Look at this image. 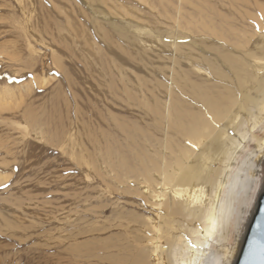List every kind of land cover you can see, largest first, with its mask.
<instances>
[{"label": "bare ground", "instance_id": "bare-ground-1", "mask_svg": "<svg viewBox=\"0 0 264 264\" xmlns=\"http://www.w3.org/2000/svg\"><path fill=\"white\" fill-rule=\"evenodd\" d=\"M75 1L90 19L100 44L98 54L90 58V66L78 70L88 87L72 75L55 51L49 50L50 55L35 52L38 46L58 50L62 45L64 52L72 55L67 44L72 33L71 20L63 8L52 5V10H45L39 0L30 4L20 0L21 10L30 16H24L21 21L0 17V39H6L0 44V64L10 72L9 76L4 75V68L0 82L21 84L28 78L21 75L35 71L45 76L37 88L44 91L51 87L48 95H31L34 88H28L26 95L17 98L7 91L0 97V126L6 134V141L0 145L3 155L11 163L16 160L27 163L29 168L19 166L22 172L30 168L33 169L29 172L37 168L40 171L41 167L36 166L39 158L46 157L50 148H59L76 164L78 172L92 174L96 183H102L105 188L138 184L139 197L149 206L153 218L134 231L137 243L135 249L132 247L134 254L132 257L118 254L117 262L121 264L129 258L131 264H233L264 183V0H194V3L182 0L183 16H187L183 21L189 36L171 38L169 48L173 57L168 59L180 69L167 68L165 83L154 74H148L144 81L139 79L130 67L133 56L119 44L122 30L142 41L153 36L149 28L135 27L132 22L104 10V0ZM189 10L199 22L190 19ZM81 30L79 26L77 33L73 32L76 41H81ZM130 43V38L124 39L125 46ZM54 69L59 73L56 86L55 77L46 75ZM95 72L101 74L100 83L91 90L90 76ZM137 120L142 126L137 125ZM151 127L153 132L149 131ZM11 132L19 138H13ZM251 141L255 150L248 154L247 163H259L261 182L242 233L230 247L233 211L228 213L224 224V197L237 181L228 183L236 155ZM155 146L157 150L152 153ZM124 151H131L130 160L120 155ZM253 171L252 168L248 171L250 176ZM22 172L18 170L20 175L16 177L20 182L25 179ZM34 176L28 177L27 182L32 183ZM4 180L6 177L0 174V181ZM89 188L88 192L93 187ZM21 189L14 199L5 196L8 199L4 202L13 209H20L21 203L35 204L42 198L31 188L32 193ZM67 197H71L68 202L74 201L77 206V200L85 198L75 199L74 194ZM80 205L84 207L81 201ZM182 218L188 219L187 224L195 223L194 227L186 226L182 230L190 240L185 235L173 237L181 229ZM171 240L180 244L170 254L162 243Z\"/></svg>", "mask_w": 264, "mask_h": 264}, {"label": "rangeland", "instance_id": "rangeland-1", "mask_svg": "<svg viewBox=\"0 0 264 264\" xmlns=\"http://www.w3.org/2000/svg\"><path fill=\"white\" fill-rule=\"evenodd\" d=\"M21 1L30 4L31 1L34 3L36 0ZM39 1L45 10H50L51 6L54 5L55 7L63 8V13L70 16L69 20H71L70 27L72 29V33L68 37L67 44L72 49V55H67L64 52L66 49L64 50L62 45L61 47L59 46L60 48L58 50H52L44 46H38L35 48V52H39V55H50V51H55V54L59 56L57 57L62 59L63 64L67 66L72 75L77 80L81 81V84H83L85 87H88L87 85L89 84H87V82L79 76L78 70L79 68L90 66V58H93L98 54V48L100 46L98 43V37L93 32L90 19L84 16V11L78 9V3L75 0ZM192 2L194 3V0H192ZM102 8L119 18H123L132 22L135 27L145 26L152 31L153 36L149 37V40L147 39L141 41L139 40L140 38L135 39L127 30H122L121 40L120 38L118 39L119 44L125 47L127 52L133 56L134 62L132 63L133 65L130 64V67L132 72L136 73L139 79L144 81L148 74H154L157 78L162 79L163 83H165L163 79L164 76H168V73L165 71L167 68L174 70L180 69V66L173 65L172 61H170L168 58L173 57V55L170 54L169 48V43L172 42L171 38L189 36L187 35L188 31L185 29V23L183 21V19H185L187 16H183L185 6L182 0H104ZM189 11L192 15L190 16V19L199 22L198 17L194 15V12L191 10ZM24 13H26V11L23 12L21 10L20 0H0V17L6 16L9 19L12 18L13 20L21 21L24 19V16H30V14ZM62 26H64V21ZM79 26L82 28L80 33L82 34L80 35L81 41H76L77 37L74 36L73 32L77 33L76 30H78ZM125 38L131 39L129 46L124 45ZM4 41H6V39H0V44ZM147 41L149 42L146 43ZM208 44L212 45L213 43L209 42ZM209 45H207V48L210 49L211 46ZM25 48H27V46ZM53 68L54 67H52V69ZM6 69L8 68L3 67L0 64V76L3 73L4 75H10V72ZM57 72L58 71L54 69L48 73L49 75L46 74L49 76L48 78L55 77L56 82L53 80V84L55 86L57 83H59L57 82L59 81V73ZM43 74L44 73L36 74L35 71L31 75L28 73L23 75L19 74L23 77L26 75L28 76V78H24V81L21 84L0 82V97L7 91L12 96V98H17L20 96V94L26 95L28 88H31L30 90L34 88L33 90H35L34 93L32 92L33 90L31 91V95H48L47 93L51 90V87L44 91L39 87L37 88V83H39L40 79L45 77ZM11 75L13 77L14 74L12 73ZM39 75L41 78H39ZM100 78V72H95L90 76L92 84L91 90H93L94 87L99 86ZM142 81L140 83H142ZM137 82L138 80L135 83L136 85L139 84ZM154 93L156 92H153V94ZM137 125L142 126V122L139 120ZM153 129L154 128L151 127L149 131L151 130V132H153ZM10 134H12L13 138H19L14 132H11ZM5 141L6 134L1 130L0 126V145ZM192 148L195 149V147ZM52 149L53 148H50L48 150L49 153H45L46 157L44 156L39 158L40 163L36 165L40 166L41 169L44 170L45 165L43 163L44 161H47V163L45 162L47 169L44 171H39L40 168L35 167L38 170L36 169L35 171L32 170L29 172L30 169H33L30 168L27 170V172L26 170L22 172V168L19 166L23 164L24 166L26 165V167H28L29 165L27 166V163L24 161L22 163L21 160H16L19 164L17 162H12V164L9 162L10 160H8V158L3 155L5 153L0 146V174L6 177V180L2 182L0 181V264H121V262H117L119 261L117 256H120L118 254H121L122 257H132L134 254L133 248L135 249L133 246L137 245L135 240V232L142 228V224L145 221L149 222V219L153 218L152 214H150L151 212L149 206L139 197L141 194V188H139L140 186L134 183L132 185L128 184V186H123V188L118 187L119 190L118 188H113V186H111V188L114 190L111 188H105L101 185L102 183H96V179L92 174L78 172V169L75 167L76 164L74 165L72 159L64 156L62 150L59 148L56 150ZM156 150L157 147L155 146L152 153ZM254 150L255 144L253 141H251L245 145L244 149L242 148L238 152L236 155V161L232 165V172L228 177L229 184L231 181L237 179L235 186L230 188L224 197L226 212L224 215V218L226 217L224 219V224L229 215L228 213L233 211L231 213V223L229 227L230 247L235 245L236 238H238L242 233L243 224L245 223V219L248 216L254 196L261 182V176L259 175V163H255L254 161L247 163L248 154ZM120 155L130 160L132 153L131 151H124ZM49 163L51 164L48 169ZM23 165L21 167L24 168ZM68 165L70 167H68ZM19 168L23 173L22 176L25 178L24 180H21V182L16 178L17 175H20L18 173V170L20 172ZM251 168L254 171L250 176L248 171ZM48 170L50 173H48ZM37 171L40 172V175L38 173L37 176H34L36 174L33 175V173ZM51 171H55V173H52ZM43 172L45 174H43ZM46 174H50L51 176L49 175V177H47ZM22 176L21 179H23ZM27 176L29 179H31L30 177L34 176L33 178L35 180H32L33 184L30 182L31 180L29 181L30 183L27 182ZM36 177H38L39 180H37L38 178L36 179ZM52 177L54 178L52 179ZM239 180L242 181V184L238 183ZM38 181L39 183L41 182L40 187L42 188L38 187ZM49 181L51 185L53 184L54 186H48L50 183L47 182ZM57 183L59 186H57ZM25 184L26 186H22ZM41 184L44 186L47 185L48 190H45L46 186L44 187ZM86 185L88 186V189H86ZM20 187L22 188L21 190H26L30 193H32L31 190L38 192L42 195V198H40L39 202H35V204L34 202L28 204L21 203L20 209H13L8 202H4V199L6 201L8 198L14 199L16 195L19 196L21 192L19 191ZM89 187H93L91 190H95V188L96 190L94 192H91V190L88 192L90 189ZM28 188L29 190H27ZM76 190L78 193H76ZM12 191H16L14 192L15 194H13ZM17 191H19V193ZM71 191L74 192L72 193ZM66 194L67 196L74 194L75 199H78L79 197L85 198L78 199L77 202L79 204L77 206L74 201H67V199H70L71 197H67ZM6 195L10 196L6 198ZM44 195L46 197H43ZM85 199L89 202L84 201ZM62 200L65 201L63 202ZM80 201L84 203V207L83 205H80ZM60 203L61 205H59ZM89 203H91L92 206ZM90 206L91 208H89ZM83 209L87 212H85ZM90 209H93L94 212ZM51 210H53L52 213ZM80 210L83 211L81 212ZM52 214H54V217ZM14 218H17L18 220ZM187 220L188 219L184 220L182 218V222L179 223V225H181V229L176 231L177 234L173 235L174 238L177 239V235L178 237L185 235L187 240H190L187 234L182 233V230L186 226L194 227L195 223L192 222L187 224ZM22 226L25 229H22ZM14 237L16 239H14ZM126 241L129 242L127 243ZM177 242L178 240H171L169 243L168 241L163 242L162 245L166 248L165 252L169 251L171 254L172 250L180 244H177ZM123 243H125L126 246ZM92 244L94 247H92ZM222 244L223 243H221V247ZM127 245L129 248H127ZM91 258H94L93 261ZM128 260L122 264H131L130 261L128 262Z\"/></svg>", "mask_w": 264, "mask_h": 264}, {"label": "water", "instance_id": "water-1", "mask_svg": "<svg viewBox=\"0 0 264 264\" xmlns=\"http://www.w3.org/2000/svg\"><path fill=\"white\" fill-rule=\"evenodd\" d=\"M233 264H264V183Z\"/></svg>", "mask_w": 264, "mask_h": 264}]
</instances>
